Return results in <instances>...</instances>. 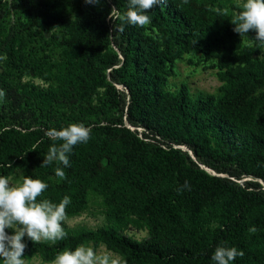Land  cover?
Masks as SVG:
<instances>
[{
    "label": "trees",
    "instance_id": "16d2710c",
    "mask_svg": "<svg viewBox=\"0 0 264 264\" xmlns=\"http://www.w3.org/2000/svg\"><path fill=\"white\" fill-rule=\"evenodd\" d=\"M38 2L34 21L50 32L60 58L45 88L32 82L12 87L28 70L50 67L30 58L22 33L2 37L0 30V90L7 95L0 175L9 178L19 169L48 184L42 198L59 203L69 196L66 216L83 211L94 192L109 218H134L147 235L136 239L114 225L71 231L62 222L67 237L55 244L25 236L23 259L37 255L52 263L63 250L102 244L120 264H214L215 249L224 246L244 253L232 264H264V45L254 30L243 37L234 31L240 5L166 0L140 27L109 18L113 11L123 17L129 0H71L72 16L64 14L63 0ZM240 38L248 43L236 45ZM185 53L215 59L218 95L193 97L185 83L167 88ZM99 89L104 95L95 100ZM72 123L91 129L89 141L73 147L70 166H40L49 147L61 143L45 132ZM56 167L65 180L56 177Z\"/></svg>",
    "mask_w": 264,
    "mask_h": 264
},
{
    "label": "clouds",
    "instance_id": "9594fccd",
    "mask_svg": "<svg viewBox=\"0 0 264 264\" xmlns=\"http://www.w3.org/2000/svg\"><path fill=\"white\" fill-rule=\"evenodd\" d=\"M85 2L98 4L100 0ZM165 2L166 0H129L128 10L123 17L113 11L110 12L109 18L123 19L128 24L143 27L151 22L146 13ZM231 22L235 25L234 31L241 37L254 30L256 40L264 45V0H243L238 14ZM120 31H123V27ZM3 95L0 91V96ZM90 133L91 129L82 123H72L59 130L48 129L45 135L50 140L61 143H53L49 147L40 166H49L54 161L65 167L70 166L69 154L73 147L87 143ZM55 175L60 180L66 179L65 171L61 167L55 168ZM245 179L247 178H243ZM182 187H188V182ZM47 188L48 184L41 179L26 176L20 183L12 185L6 176L0 175V258L3 264H25V236L33 243L55 244L66 239L67 233L62 222L66 219V208L71 203V198L64 196L59 203L42 198ZM6 229H12L13 234L9 235ZM256 231L255 227L249 229L251 233ZM243 255V251H237L235 247L218 246L211 259L214 264H232L237 256ZM52 264H120V261L107 253H97L93 247L82 244L74 250L59 252Z\"/></svg>",
    "mask_w": 264,
    "mask_h": 264
},
{
    "label": "rangeland",
    "instance_id": "374dc122",
    "mask_svg": "<svg viewBox=\"0 0 264 264\" xmlns=\"http://www.w3.org/2000/svg\"><path fill=\"white\" fill-rule=\"evenodd\" d=\"M25 0H0V30H2V37L8 33L19 31L23 34L25 40V48L29 53L30 58L43 61L44 66H49L50 69L44 67L41 72H33L28 70L21 79H14L10 83L15 86L17 82H32L40 88H45L50 83L51 70L53 65L60 58V47L52 40L50 32L44 31L34 21V15L39 11L41 5L38 0H27V7L24 6ZM238 5H241L243 0H234ZM71 0H63V11L67 16H72ZM29 33H31L29 35ZM42 34V38L38 35ZM248 42L244 38L238 39L236 45H245ZM3 47H1L2 49ZM0 49V70L1 60L4 54ZM49 70V71H48ZM217 67L215 59L203 62L197 53H185L181 58L177 59L173 65V74L168 77L167 88L175 91L182 83L187 84L191 96L196 95H218L220 81L217 78ZM2 91V90H0ZM3 96H0V112L2 107H6V93L3 90ZM103 90L99 89L95 95V100L103 97ZM64 109H58V112H63ZM88 119L96 121L98 117L90 116ZM130 128H133L130 126ZM140 129V128H138ZM24 178V173L16 169L10 176V184L15 185L20 183ZM248 179V178H247ZM240 181H243L241 179ZM63 223L71 231H77L85 228L95 229L100 226L114 225L121 229L124 233L141 239L146 237L147 229L142 222L134 218H126L122 221L111 219L106 214V208L102 202V197L94 192H89L87 197V204L83 211L73 216H66ZM9 235L13 234L12 229H6ZM91 246V244H85ZM97 253H107L110 256L118 259V256L100 244L93 247ZM25 264H52L45 263L35 255L31 259H24Z\"/></svg>",
    "mask_w": 264,
    "mask_h": 264
},
{
    "label": "water",
    "instance_id": "95a60500",
    "mask_svg": "<svg viewBox=\"0 0 264 264\" xmlns=\"http://www.w3.org/2000/svg\"><path fill=\"white\" fill-rule=\"evenodd\" d=\"M127 124V123H126ZM127 126H128V124H127ZM181 148H183V149H185V150H188L186 147H181ZM188 152H189V154L191 155V157H192V159L193 160H195L196 162H197V159H196V157L192 154V152L191 151H189L188 150ZM203 168H205L207 171H209V172H211L212 174H216L214 171H212L211 169H208V168H206V167H204V166H202ZM222 176H227V175H222ZM228 177V176H227ZM249 179H251V178H249ZM252 180H257V181H259L260 183H262V181L260 180V179H252ZM263 184V183H262ZM264 185V184H263Z\"/></svg>",
    "mask_w": 264,
    "mask_h": 264
},
{
    "label": "built area",
    "instance_id": "2783aa9c",
    "mask_svg": "<svg viewBox=\"0 0 264 264\" xmlns=\"http://www.w3.org/2000/svg\"><path fill=\"white\" fill-rule=\"evenodd\" d=\"M240 181V180H239Z\"/></svg>",
    "mask_w": 264,
    "mask_h": 264
}]
</instances>
